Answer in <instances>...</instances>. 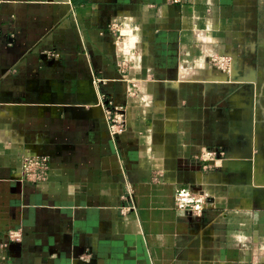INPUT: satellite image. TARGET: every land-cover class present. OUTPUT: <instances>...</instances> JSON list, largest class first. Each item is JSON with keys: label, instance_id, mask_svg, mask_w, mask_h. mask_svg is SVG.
Masks as SVG:
<instances>
[{"label": "crops", "instance_id": "crops-1", "mask_svg": "<svg viewBox=\"0 0 264 264\" xmlns=\"http://www.w3.org/2000/svg\"><path fill=\"white\" fill-rule=\"evenodd\" d=\"M24 155L50 157L46 183L21 181ZM0 264H264V0H0Z\"/></svg>", "mask_w": 264, "mask_h": 264}, {"label": "built area", "instance_id": "built-area-1", "mask_svg": "<svg viewBox=\"0 0 264 264\" xmlns=\"http://www.w3.org/2000/svg\"><path fill=\"white\" fill-rule=\"evenodd\" d=\"M110 33L117 42L125 41L127 36L123 33L122 27L118 23L108 26ZM47 57L51 60L57 59L59 54L55 52L47 53ZM234 60L230 54H223L212 57L210 65L213 71L221 75L228 81L233 70ZM121 73H125L128 68L126 61L118 63ZM139 85L137 82H131L127 94L129 98L137 97L139 94ZM100 104L104 109L109 133L112 136L124 133L127 128L126 106L117 105L110 96L102 95ZM199 158L203 162L205 173L219 170L218 163L226 158V153L219 148H206L202 151ZM51 159L43 155H24L20 167L21 181L31 184L46 183L49 180ZM128 198L131 204L122 207L120 212L123 216L128 215L136 210L132 201V190H128ZM206 205V197L202 194L194 192L190 188L180 187L175 193V208L179 212L191 213L199 218ZM24 238L22 228L11 230L6 234V243L11 245H19Z\"/></svg>", "mask_w": 264, "mask_h": 264}]
</instances>
